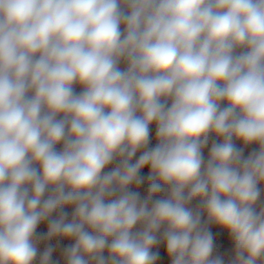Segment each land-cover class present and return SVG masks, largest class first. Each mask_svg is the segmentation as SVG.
Here are the masks:
<instances>
[{
	"label": "clouds",
	"instance_id": "obj_1",
	"mask_svg": "<svg viewBox=\"0 0 264 264\" xmlns=\"http://www.w3.org/2000/svg\"><path fill=\"white\" fill-rule=\"evenodd\" d=\"M210 225L264 264V0H0V264H224Z\"/></svg>",
	"mask_w": 264,
	"mask_h": 264
},
{
	"label": "rangeland",
	"instance_id": "obj_2",
	"mask_svg": "<svg viewBox=\"0 0 264 264\" xmlns=\"http://www.w3.org/2000/svg\"><path fill=\"white\" fill-rule=\"evenodd\" d=\"M121 67H123V65H121ZM76 91L79 92L81 91V88L79 86L76 87ZM152 135L153 137L155 136V127H152ZM155 145V140L153 139L152 141V146ZM211 145V139L209 142V147ZM252 147H256V146H252ZM207 151L208 149L206 148L204 151V155L205 158H207ZM251 151V148L246 149L245 150V155L248 154V152ZM139 155V153L137 154ZM147 168L143 170L142 174L147 175ZM141 196L143 197L146 194V184L144 186H142L139 189ZM195 203H193V207H195ZM65 211H68L69 213H71V209H65ZM210 231L213 233L214 236V255H219L223 258L224 260V264H230L232 258H233V253H232V241L231 238L229 237L227 231L215 226V225H210L209 226ZM37 231H46V225L42 224ZM51 243L56 246V251L53 253V261H59L61 259L60 256V249L64 246H66L68 243H70V241H51ZM41 250H43V245L41 246ZM161 252V256H162V260L158 262V264H168L167 262V258L165 256L164 253V249L163 247H161L160 249H158Z\"/></svg>",
	"mask_w": 264,
	"mask_h": 264
}]
</instances>
